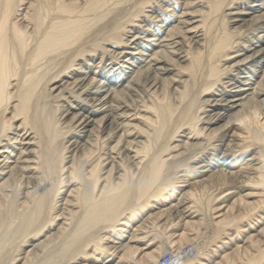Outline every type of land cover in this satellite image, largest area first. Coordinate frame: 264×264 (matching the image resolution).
<instances>
[{
  "label": "bare ground",
  "instance_id": "bare-ground-1",
  "mask_svg": "<svg viewBox=\"0 0 264 264\" xmlns=\"http://www.w3.org/2000/svg\"><path fill=\"white\" fill-rule=\"evenodd\" d=\"M164 246L264 264V0H0V264Z\"/></svg>",
  "mask_w": 264,
  "mask_h": 264
},
{
  "label": "rangeland",
  "instance_id": "rangeland-1",
  "mask_svg": "<svg viewBox=\"0 0 264 264\" xmlns=\"http://www.w3.org/2000/svg\"><path fill=\"white\" fill-rule=\"evenodd\" d=\"M196 227V228H195ZM193 226V229L194 230H196L197 231V229L199 230V225L197 226ZM187 241V242H186ZM191 243H194V244H191ZM196 243V244H195ZM194 245H196V247L198 248V249H200V247H198V246H200L199 244H198V242H192V241H190L189 240V238H188V236H184V238H183V240L181 241V243H180V245H179V248H178V250H180V251H178V252H181L182 253V255H183V253H187V255H185V257L186 258H189L190 260H196L197 259V254L199 253V250L196 248V247H194ZM198 245V246H197ZM180 246H181V248H180ZM162 248V249H161ZM161 248H159V249H157L153 254H152V257H154L155 256V258H153V259H156V261L154 260V263L155 264H158L159 262H161L162 260H164V259H167V258H171L173 255H175L177 252L175 251L174 253H173V249H169V247H167V246H164V247H161ZM197 249V250H196ZM171 250V251H170ZM158 251V252H157ZM192 251V252H191ZM157 252V253H156ZM163 252V253H162ZM190 252V253H189ZM159 253H161V254H159ZM159 254V255H158ZM184 256V255H183ZM140 264H144V262L142 261Z\"/></svg>",
  "mask_w": 264,
  "mask_h": 264
},
{
  "label": "built area",
  "instance_id": "built-area-1",
  "mask_svg": "<svg viewBox=\"0 0 264 264\" xmlns=\"http://www.w3.org/2000/svg\"><path fill=\"white\" fill-rule=\"evenodd\" d=\"M181 257H182V256H181ZM181 257H180V258H181ZM169 259H172V261H173L174 257L172 256L171 258L164 259V260H162L159 264H166V263L169 261Z\"/></svg>",
  "mask_w": 264,
  "mask_h": 264
}]
</instances>
